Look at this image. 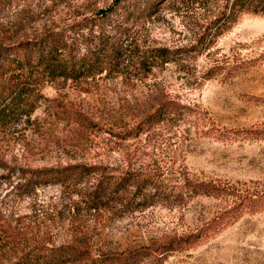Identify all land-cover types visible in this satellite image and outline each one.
Returning <instances> with one entry per match:
<instances>
[{
	"label": "rangeland",
	"instance_id": "rangeland-1",
	"mask_svg": "<svg viewBox=\"0 0 264 264\" xmlns=\"http://www.w3.org/2000/svg\"><path fill=\"white\" fill-rule=\"evenodd\" d=\"M112 1L0 0V42L63 27ZM223 1L164 6L134 24L132 36L141 51L186 46ZM216 65L215 76L202 81L201 75ZM39 93L28 119L0 122V160L8 167L86 163L115 173L149 163L172 173L166 175L172 183L178 177L214 180L242 195L258 193L257 199L264 191V15H241L212 48L190 57L183 70L172 64L132 67L126 77L49 81ZM167 100L197 113L179 119V127L158 129L150 142L143 135L121 138ZM18 182L16 170L0 167V258L20 233L93 251L160 243L196 232L227 205L224 199L193 197L180 205L114 216L77 206L67 187L47 185L28 192L16 187ZM138 264H264V204L158 263L146 257Z\"/></svg>",
	"mask_w": 264,
	"mask_h": 264
},
{
	"label": "trees",
	"instance_id": "trees-1",
	"mask_svg": "<svg viewBox=\"0 0 264 264\" xmlns=\"http://www.w3.org/2000/svg\"><path fill=\"white\" fill-rule=\"evenodd\" d=\"M207 1L113 0L111 5L63 27H46L10 44L0 42V122L12 118L28 119L37 107L39 90L49 81L126 77L132 67L150 70L166 64L183 70L190 57L212 48L241 15H264V0H224L188 45L139 49L132 36L134 24L155 16L167 5L202 7ZM217 68L218 65L203 73L202 81L215 76L211 71ZM196 113L189 105L175 100L163 101L121 138L132 140L143 135L150 142L158 129L179 127V119ZM0 167L16 170L19 178L16 187L19 189L31 192L47 185L67 187L76 196L77 206L114 216L156 205H180L193 197H214L227 202L226 207L194 233L171 237L160 243L140 244L132 249L93 251L71 242L54 244L32 240L20 233L15 244H11L7 254L0 258V264H138L146 257L158 263L194 240L207 236L211 230L235 222L253 206L264 204V191L257 199L258 193L242 195L214 180L178 177L177 182L172 183L166 178L172 173L161 167L151 168L149 163L144 167L126 166L115 173L105 165L86 163L8 167L0 160Z\"/></svg>",
	"mask_w": 264,
	"mask_h": 264
}]
</instances>
